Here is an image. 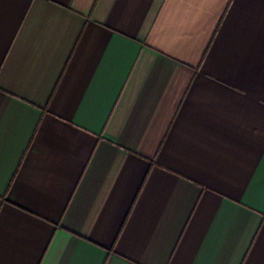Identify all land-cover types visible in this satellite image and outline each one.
<instances>
[{"label": "crops", "instance_id": "1", "mask_svg": "<svg viewBox=\"0 0 264 264\" xmlns=\"http://www.w3.org/2000/svg\"><path fill=\"white\" fill-rule=\"evenodd\" d=\"M0 264H264V0H0Z\"/></svg>", "mask_w": 264, "mask_h": 264}]
</instances>
